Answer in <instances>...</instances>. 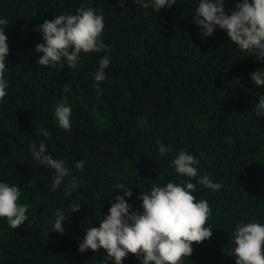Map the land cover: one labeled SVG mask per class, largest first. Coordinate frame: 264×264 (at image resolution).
Wrapping results in <instances>:
<instances>
[{"label":"trees","instance_id":"1","mask_svg":"<svg viewBox=\"0 0 264 264\" xmlns=\"http://www.w3.org/2000/svg\"><path fill=\"white\" fill-rule=\"evenodd\" d=\"M239 2L224 0L225 13ZM198 3L176 0L157 12L135 0H0V19L9 23L0 182L18 186L19 203L28 205V220L17 229L0 218V264H114L102 248L78 250L87 228L99 227L116 196L130 211L142 212L143 192L189 180L171 164L180 151L199 161L192 194L212 209V236L194 243L183 264H235L236 225L264 224V115L255 111L264 87L251 79L264 71V61L240 50L218 26L202 38L193 19ZM82 4L104 17L101 39L111 52L81 53L77 69L66 61L63 68L38 65L42 53L35 48L44 41L35 29L56 15L76 14ZM105 56L106 78L96 82ZM65 84L69 92L62 90ZM61 101L72 109L67 131L54 118ZM41 127L50 137L39 134ZM34 142H44L46 152L70 170L55 191V172L33 158ZM160 144L171 152L162 156ZM79 161L83 171L75 168ZM72 176L80 184L68 196L65 184ZM203 176L222 188L198 184ZM118 184L133 195L124 196ZM76 204L80 210L72 212ZM58 210L68 218L63 233L53 231ZM141 259L129 253L122 264Z\"/></svg>","mask_w":264,"mask_h":264},{"label":"clouds","instance_id":"2","mask_svg":"<svg viewBox=\"0 0 264 264\" xmlns=\"http://www.w3.org/2000/svg\"><path fill=\"white\" fill-rule=\"evenodd\" d=\"M135 3L144 8L154 7L159 12L161 8L175 5L176 0H135ZM193 19L201 30L202 38L211 36L218 26L226 30L230 41L240 50L264 61V0H240L230 15L225 13L224 0H199ZM7 24V19H0V102L6 97L8 88L4 78L5 59L9 55L8 37L4 32ZM35 30L42 33L44 41L35 48L36 52L42 53L37 61L41 66L55 67L60 64L63 68L66 61L70 69H77L81 53L111 52L101 39L104 17L91 6L82 4L76 14L56 15ZM109 63L107 56L99 60V69L94 74L96 82L106 78L104 69ZM251 79L257 87H264V71L254 72ZM96 87L99 91L98 84ZM62 90L69 92L70 87L65 84ZM255 111L258 117L264 115V96L255 105ZM71 113V106L64 101L54 109L58 126L66 131L71 128ZM39 134L50 137L43 127L39 129ZM46 147L44 142L29 145L33 158L42 166L54 170L51 190L55 191L70 175V170L65 161L48 154ZM159 152L163 156L170 153L171 148L160 144ZM171 164L177 174L190 179L182 180L180 184L168 182L163 186L155 185L151 192H143L138 197L142 201V212L130 211L131 206L124 197L116 196L109 214L99 227L87 228L78 250L96 252L102 248L107 253L105 259L113 260L114 264H122L129 253L142 257L140 264H183L184 258L192 255L194 243L199 244L212 236V227L207 226L212 209L206 200L197 201L192 194L196 184L191 179L198 176L196 165L199 161L192 154L180 151ZM75 168L83 171L84 161L77 162ZM197 183L213 191L222 188L220 183H214L208 176L200 177ZM79 184V179L72 176L65 184V195L70 196ZM116 189L129 198L133 195L129 186L124 184H118ZM20 196L18 186L0 182V218H6L13 229L28 220V205L19 203ZM80 207V204L73 205L72 212L79 211ZM66 219L62 211H56L53 231L63 233ZM233 244L235 264H264V224L241 221L235 227Z\"/></svg>","mask_w":264,"mask_h":264}]
</instances>
